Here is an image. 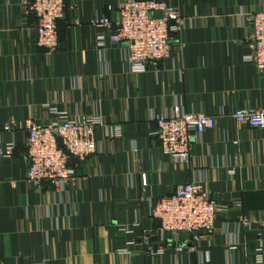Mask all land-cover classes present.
I'll return each instance as SVG.
<instances>
[{
	"label": "crops",
	"instance_id": "obj_1",
	"mask_svg": "<svg viewBox=\"0 0 264 264\" xmlns=\"http://www.w3.org/2000/svg\"><path fill=\"white\" fill-rule=\"evenodd\" d=\"M24 1L0 0V264H264V130L233 117L264 108V75L247 61L246 40L264 0H164L186 28L145 73L129 69L126 44L102 45L109 31L91 26L117 21L119 0H66L54 53L37 45ZM175 108L216 117L188 164L173 163L153 136V117ZM64 117L100 119L99 152L72 162L76 179L62 193L37 189L26 179L25 123ZM11 120L18 128L8 132ZM194 181L241 209L219 215L198 243H143L145 231L160 232L156 203Z\"/></svg>",
	"mask_w": 264,
	"mask_h": 264
},
{
	"label": "built area",
	"instance_id": "obj_2",
	"mask_svg": "<svg viewBox=\"0 0 264 264\" xmlns=\"http://www.w3.org/2000/svg\"><path fill=\"white\" fill-rule=\"evenodd\" d=\"M66 5V0L24 1L25 13L38 19L37 45L48 53H54L60 47L59 22L65 16ZM117 13V21L102 17L93 19L91 26L109 31V36H100L102 45L107 41L112 45L126 44V64L138 73L158 68L170 56L173 35L184 31L187 23L180 10L164 0H119ZM246 40L250 47L247 61L264 75V5L252 14ZM233 117L238 124L264 130V108L257 111L237 109ZM153 118L157 127L153 136L160 141L163 153L176 164H188L192 145L200 143L203 135L216 127V117L187 113L180 108ZM99 125L100 119L64 117L47 125L27 120V181L37 189L48 186L56 193L65 191L76 179L72 162L84 163L99 152L95 139V128ZM17 126V121L11 120L5 130L13 132ZM12 149L11 144L9 150ZM142 182L146 187L145 175ZM241 207L240 200L225 204L219 197L209 194L201 182L179 185L170 196L156 203L153 218L160 222V232L156 235L145 231L143 243L151 246L160 240L185 244L188 237L198 243L203 233L213 231L219 215H229ZM239 223L244 228L250 226L245 217H241ZM152 253L158 255L154 250Z\"/></svg>",
	"mask_w": 264,
	"mask_h": 264
},
{
	"label": "water",
	"instance_id": "obj_3",
	"mask_svg": "<svg viewBox=\"0 0 264 264\" xmlns=\"http://www.w3.org/2000/svg\"><path fill=\"white\" fill-rule=\"evenodd\" d=\"M59 145H60V147H62V142L59 140Z\"/></svg>",
	"mask_w": 264,
	"mask_h": 264
}]
</instances>
